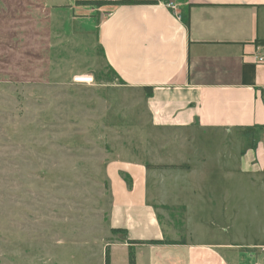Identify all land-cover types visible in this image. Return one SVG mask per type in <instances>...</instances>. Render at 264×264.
Here are the masks:
<instances>
[{"label": "rangeland", "instance_id": "rangeland-1", "mask_svg": "<svg viewBox=\"0 0 264 264\" xmlns=\"http://www.w3.org/2000/svg\"><path fill=\"white\" fill-rule=\"evenodd\" d=\"M105 16L73 0H0V264H105L106 249L109 264H130L129 253L137 264L125 235L109 227L105 166L127 148L125 136L155 130L142 94L105 65ZM81 75L93 84L73 82ZM240 135L239 153L264 130ZM224 173L203 184L207 205L164 208L159 221L169 239L195 241L207 230L231 264H264V189L246 171ZM222 185L229 198L217 205Z\"/></svg>", "mask_w": 264, "mask_h": 264}, {"label": "crops", "instance_id": "crops-1", "mask_svg": "<svg viewBox=\"0 0 264 264\" xmlns=\"http://www.w3.org/2000/svg\"><path fill=\"white\" fill-rule=\"evenodd\" d=\"M76 1L77 9L96 8ZM147 1L155 3L100 7L105 65L121 87L142 94L156 133L128 134L127 151L105 166L109 227L143 242L127 244L137 264H231L207 230L195 241L169 239L158 215L207 205L202 188L211 174L246 171L264 189V139L239 153L241 133L264 130V63L256 61L264 47V0ZM224 187L215 193L217 205L229 198Z\"/></svg>", "mask_w": 264, "mask_h": 264}, {"label": "trees", "instance_id": "trees-1", "mask_svg": "<svg viewBox=\"0 0 264 264\" xmlns=\"http://www.w3.org/2000/svg\"><path fill=\"white\" fill-rule=\"evenodd\" d=\"M155 1H147V0H78L76 1V5H84V6H92V7H103V6H118L122 4H153ZM147 95L152 94V90L150 88L145 89ZM114 232H122L120 229H111ZM156 243L159 241H149V243ZM129 244H140L143 242H135V241H128ZM105 264H109V249L105 250ZM129 263L134 264V256L133 254L129 253Z\"/></svg>", "mask_w": 264, "mask_h": 264}, {"label": "built area", "instance_id": "built-area-1", "mask_svg": "<svg viewBox=\"0 0 264 264\" xmlns=\"http://www.w3.org/2000/svg\"><path fill=\"white\" fill-rule=\"evenodd\" d=\"M167 7L173 11H176V5L173 2H168ZM256 61L257 63H264V47L262 49V53L256 56ZM93 81H94L93 77L88 75L77 76L73 79V82L75 83L87 84V85L93 84Z\"/></svg>", "mask_w": 264, "mask_h": 264}]
</instances>
